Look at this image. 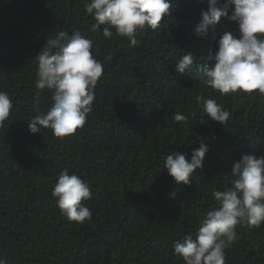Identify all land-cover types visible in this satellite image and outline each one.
<instances>
[{
  "label": "trees",
  "instance_id": "obj_1",
  "mask_svg": "<svg viewBox=\"0 0 264 264\" xmlns=\"http://www.w3.org/2000/svg\"><path fill=\"white\" fill-rule=\"evenodd\" d=\"M172 7L160 28L147 29L129 47L127 38H104V26L90 31L95 20L85 0H0V90L13 101L0 129V257L8 264H184L173 242L195 236L203 214L217 206L212 192L230 186L232 163L243 154L264 157V97L222 95L192 79L225 31L239 37L238 25L222 17L198 38L194 29L208 0H173ZM76 30L93 41L104 66L93 111L72 136L31 134L35 57L46 39ZM189 52L193 70L181 75L177 62ZM197 95L232 114L226 126L209 119ZM50 96L41 93V111L51 106ZM177 112L189 122H175ZM198 137L208 149L203 167L177 188L164 160L170 152L190 158ZM64 168L92 189L82 201L92 210L88 222L70 221L57 207L52 192ZM236 230L226 264H264V224Z\"/></svg>",
  "mask_w": 264,
  "mask_h": 264
},
{
  "label": "clouds",
  "instance_id": "obj_2",
  "mask_svg": "<svg viewBox=\"0 0 264 264\" xmlns=\"http://www.w3.org/2000/svg\"><path fill=\"white\" fill-rule=\"evenodd\" d=\"M204 0H201L203 3ZM173 0H85V10L95 23L90 31L101 30L106 39L114 35L127 38L129 47H136L137 37L147 29L156 30L173 10ZM201 22L194 29L198 38L225 18L236 23L239 37L225 31L217 41L218 50L210 55L207 65H197L192 76L201 84L222 95L256 93L264 97V0H208V10L201 12ZM114 30V31H113ZM93 41L79 30L71 34L58 32L35 57L38 62L34 97L35 116L28 128L31 134L50 129L58 138L72 136L83 129L93 111L95 87L102 77L104 66L92 52ZM111 59V57H108ZM191 52L183 54L176 71L183 75L194 65ZM51 93V106L41 111V93ZM196 103L210 120L226 126L231 113L215 99L196 96ZM13 101L6 91L0 90V129L7 127ZM175 122H189L181 112L173 114ZM215 140V136L212 137ZM199 148L190 158L180 152H170L164 160V169L177 188L191 184L190 177L203 167L208 151L203 138L198 137ZM230 186L212 192L216 205L203 214L193 236L185 235L173 242L174 253L184 264H226L225 250L238 239L237 226L247 224L260 228L264 224V157L243 154L232 163ZM90 185L75 173L64 168L53 188L61 214L70 221L85 223L91 220L92 210L82 201L91 199ZM174 190L171 197H175ZM0 264H8L0 257Z\"/></svg>",
  "mask_w": 264,
  "mask_h": 264
}]
</instances>
